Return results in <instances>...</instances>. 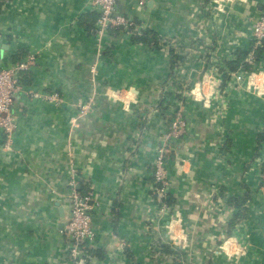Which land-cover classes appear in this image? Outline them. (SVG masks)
Masks as SVG:
<instances>
[{
	"label": "crops",
	"instance_id": "crops-1",
	"mask_svg": "<svg viewBox=\"0 0 264 264\" xmlns=\"http://www.w3.org/2000/svg\"><path fill=\"white\" fill-rule=\"evenodd\" d=\"M1 1L0 68L36 62L15 95L13 145L0 137V264H264V97L203 78L253 46L264 0L221 16L212 0H123L141 34L101 41L90 0ZM178 100L190 133L167 152L162 215L154 159ZM73 170L95 197V240L76 263Z\"/></svg>",
	"mask_w": 264,
	"mask_h": 264
},
{
	"label": "built area",
	"instance_id": "built-area-1",
	"mask_svg": "<svg viewBox=\"0 0 264 264\" xmlns=\"http://www.w3.org/2000/svg\"><path fill=\"white\" fill-rule=\"evenodd\" d=\"M121 1L123 0H90L91 5L98 13L97 36L99 41L105 37L110 29H124L141 34L140 27L132 19L117 13L116 8ZM237 1H244L246 3L249 0H212L210 9L215 16H221L227 12L230 5L235 4ZM145 3L146 0H140L139 4L143 6ZM252 40L254 45L245 61L250 66V70L241 67L236 72H230L225 65L219 69L213 68L211 73L205 74L203 76L205 81L208 80L211 85L214 84L216 86V82L217 84L221 81L223 82V77L227 76L228 79L225 81L228 83L235 82L244 93L264 97V67L255 68L258 64L256 50L264 45V10L253 23ZM1 41L2 35L0 33V44ZM35 62L36 56L29 55L24 60L0 68V137H5L7 148L13 145V136L17 128L11 114L15 95L22 88L21 78L23 73L30 71ZM95 72L96 68L93 69V73ZM179 95L181 94L177 93L174 97L179 99ZM35 96L37 97L38 95L35 94ZM46 99L49 101L56 100L55 95H47ZM171 103L170 124L162 136V146L156 151L154 159V183L151 188L153 199L158 203L159 213L162 215L169 214V207L165 202L171 186L169 181L170 172L167 166V152L170 150L173 142L190 133V124L183 117L179 109V100ZM92 108L93 99L86 104H80L81 116H88ZM76 175V171L73 170L72 178L69 182V198L72 205L71 218L65 225L66 233L70 238L67 255L74 263L82 259L83 255H85V247L88 243H92L96 236L93 227L94 209L92 205L95 197L92 192L82 193L79 191ZM240 249L242 250V247Z\"/></svg>",
	"mask_w": 264,
	"mask_h": 264
},
{
	"label": "trees",
	"instance_id": "trees-1",
	"mask_svg": "<svg viewBox=\"0 0 264 264\" xmlns=\"http://www.w3.org/2000/svg\"><path fill=\"white\" fill-rule=\"evenodd\" d=\"M253 45H254V43H253ZM252 47L253 46L251 45L250 48H248V49L238 51V53L236 55V59L231 60L227 63V68L230 72H236L241 67L245 68L246 70L251 69L250 66L245 61H246ZM256 54L258 56L257 62L260 63V61L262 60V57L264 56V45H263V47H260L256 50ZM227 79H228V77L226 76L225 80H227ZM259 139H260V142L264 141V133L259 135ZM79 191L82 193H85V192H83L82 189H80ZM165 202H167V198H166ZM167 203H169V202H167Z\"/></svg>",
	"mask_w": 264,
	"mask_h": 264
},
{
	"label": "water",
	"instance_id": "water-1",
	"mask_svg": "<svg viewBox=\"0 0 264 264\" xmlns=\"http://www.w3.org/2000/svg\"><path fill=\"white\" fill-rule=\"evenodd\" d=\"M61 226H63V224H62ZM64 227H65V224H64ZM64 227H63V228H64Z\"/></svg>",
	"mask_w": 264,
	"mask_h": 264
},
{
	"label": "rangeland",
	"instance_id": "rangeland-1",
	"mask_svg": "<svg viewBox=\"0 0 264 264\" xmlns=\"http://www.w3.org/2000/svg\"><path fill=\"white\" fill-rule=\"evenodd\" d=\"M170 192V191H169Z\"/></svg>",
	"mask_w": 264,
	"mask_h": 264
}]
</instances>
